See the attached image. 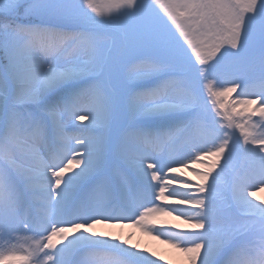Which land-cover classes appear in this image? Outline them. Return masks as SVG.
<instances>
[{
    "label": "snow or ice",
    "instance_id": "1",
    "mask_svg": "<svg viewBox=\"0 0 264 264\" xmlns=\"http://www.w3.org/2000/svg\"><path fill=\"white\" fill-rule=\"evenodd\" d=\"M262 190L264 0H0V264H264Z\"/></svg>",
    "mask_w": 264,
    "mask_h": 264
},
{
    "label": "bare ground",
    "instance_id": "2",
    "mask_svg": "<svg viewBox=\"0 0 264 264\" xmlns=\"http://www.w3.org/2000/svg\"><path fill=\"white\" fill-rule=\"evenodd\" d=\"M256 196H257L256 197L257 201H264V194L261 193V194L256 195ZM164 219H166L167 221H163V223H166L169 225L177 223L181 229H187L189 227L182 220H176L174 217H165ZM158 223H160V222H158ZM121 228H122V231H124L123 232L124 234L120 233ZM97 230L107 232V233H111L114 235H119L123 239H127L126 236H128V238L132 236L130 243L136 244L140 248H147V249H149L150 252H153L154 248H155V250H158L161 252V250H164V248L169 247L168 244L162 243L160 240L155 239L153 236H149L146 233L141 232L138 228L132 227L130 225H125L123 227H121L119 225L116 227L98 226ZM174 255L176 256V260L178 261V264H187V257L183 253H182V255H180L179 253L175 252ZM164 258L165 259H163V260L167 261L168 264H170V262H169L170 257L168 256V257H164Z\"/></svg>",
    "mask_w": 264,
    "mask_h": 264
},
{
    "label": "rangeland",
    "instance_id": "3",
    "mask_svg": "<svg viewBox=\"0 0 264 264\" xmlns=\"http://www.w3.org/2000/svg\"><path fill=\"white\" fill-rule=\"evenodd\" d=\"M193 167H198L197 165H193ZM199 170L200 171H203L204 169L203 168H199ZM185 175L186 176H188V177H190L192 180H194V181H196V180H198V177L193 173V172H191V171H189V170H185ZM264 194V190H262V191H259V192H257L256 193V195H259V194ZM257 197V196H256ZM165 217H161L160 218V220L158 221V222H163V221H167L166 219H164ZM176 225H178L177 223H176ZM139 229V228H138ZM140 230V229H139ZM121 232V234H124L123 232L124 231H122V228H121V230H120ZM141 231V230H140ZM142 232V231H141ZM126 235V234H125ZM129 235V234H128ZM126 238H127V240H131V238H132V236L131 237H129L128 238V236H126ZM156 251V252H155ZM153 252H155L157 255H158V257H162L163 259H165L164 257H170V264H178V261L176 260V256L174 255V253L176 252V253H179L180 255H182V253L181 252H179L177 249H175V248H173V247H171L170 245H169V247L168 248H164V250H161V252L160 251H158V250H155V248L153 249Z\"/></svg>",
    "mask_w": 264,
    "mask_h": 264
}]
</instances>
